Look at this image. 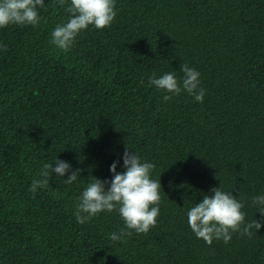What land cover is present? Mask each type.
<instances>
[{
	"label": "trees",
	"instance_id": "1",
	"mask_svg": "<svg viewBox=\"0 0 264 264\" xmlns=\"http://www.w3.org/2000/svg\"><path fill=\"white\" fill-rule=\"evenodd\" d=\"M45 3L36 27L0 29V264H264V226L207 245L186 216L220 186L247 222L261 219L251 197L264 194V0H116L111 26L67 53L50 33L69 0ZM185 63L204 101H163L149 76L180 77ZM126 148L154 163L160 212L147 234L111 241L124 227L117 212L81 225L71 205L92 177L111 179ZM56 156L81 177L53 176L33 195Z\"/></svg>",
	"mask_w": 264,
	"mask_h": 264
},
{
	"label": "clouds",
	"instance_id": "2",
	"mask_svg": "<svg viewBox=\"0 0 264 264\" xmlns=\"http://www.w3.org/2000/svg\"><path fill=\"white\" fill-rule=\"evenodd\" d=\"M56 2L63 6L65 0ZM45 7V0H0V29L9 25L36 27L40 22V12ZM67 11L69 16L66 22L57 24L50 33V43L64 53L72 50L77 38L86 30L94 28L99 31L111 26L117 15L116 0H69ZM2 47L6 45L0 44ZM181 71L183 75L180 77L171 71L160 75L153 72L148 78V85L161 92L165 102L187 93L195 102L202 103L205 89L201 86V73L187 63ZM128 149L109 166L110 180L91 176L90 182L71 205L74 218L81 225L102 212H117L124 227L119 232L109 233L111 241H123L134 233L147 234L156 226L160 212L162 189L160 179L152 178L154 163L142 160L139 154ZM118 168L122 170L118 171ZM81 171L56 156L54 161L44 163L33 176L28 191L35 195L38 190L47 189L53 176L62 178L65 184L70 185L78 181ZM51 195H57L55 190ZM201 196L202 199L187 209L186 216L192 233L207 245L213 241L227 244L233 233L250 236L253 226L257 231L264 226V194L251 197V204L257 208L261 219H253L250 223L242 210L244 203L232 191L218 186Z\"/></svg>",
	"mask_w": 264,
	"mask_h": 264
}]
</instances>
